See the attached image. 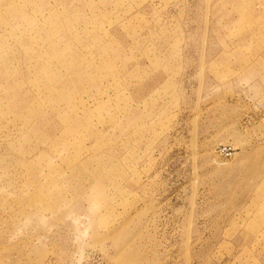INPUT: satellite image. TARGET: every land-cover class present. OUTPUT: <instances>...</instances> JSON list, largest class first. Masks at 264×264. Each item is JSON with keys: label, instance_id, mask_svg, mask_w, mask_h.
I'll use <instances>...</instances> for the list:
<instances>
[{"label": "rangeland", "instance_id": "rangeland-1", "mask_svg": "<svg viewBox=\"0 0 264 264\" xmlns=\"http://www.w3.org/2000/svg\"><path fill=\"white\" fill-rule=\"evenodd\" d=\"M0 264H264V0H0Z\"/></svg>", "mask_w": 264, "mask_h": 264}]
</instances>
